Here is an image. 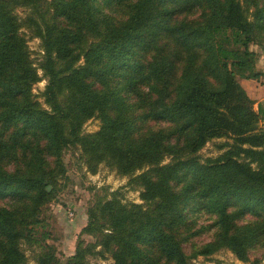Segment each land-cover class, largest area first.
Segmentation results:
<instances>
[{
  "label": "trees",
  "instance_id": "16d2710c",
  "mask_svg": "<svg viewBox=\"0 0 264 264\" xmlns=\"http://www.w3.org/2000/svg\"><path fill=\"white\" fill-rule=\"evenodd\" d=\"M21 28L40 40L43 104ZM251 45L264 49V0H0V264H27L26 249L36 264L264 257V126L241 83L263 74ZM214 138L222 152L201 159ZM70 149L90 172L130 177L142 203L94 194L92 240L61 263L42 213ZM199 212L214 232L187 251Z\"/></svg>",
  "mask_w": 264,
  "mask_h": 264
},
{
  "label": "rangeland",
  "instance_id": "374dc122",
  "mask_svg": "<svg viewBox=\"0 0 264 264\" xmlns=\"http://www.w3.org/2000/svg\"><path fill=\"white\" fill-rule=\"evenodd\" d=\"M26 12L27 9L21 7L16 10L20 17H23ZM21 31L26 39L30 59L40 77V80L33 85L32 92L36 99L43 104L41 92L44 89L46 80L39 68L43 54L40 40L37 37H33L26 28H21ZM251 48L257 50L261 56L263 55V49L257 45H251ZM99 125V119L93 117L83 125L82 130L83 132L91 133L96 131ZM224 140V138H214L208 141L199 150L201 159L218 156L222 152L218 144ZM78 153L79 150L73 149L65 151L63 160L66 166V176L60 179V189L56 198L45 206L42 213L46 229L50 233L49 241L56 247L57 256L61 263H64L66 258L74 252L78 239H83L85 242L92 240L91 236L82 234L81 230L87 222L86 210L94 194L105 195L107 191H118L123 202L142 203V200L139 199V189L128 183L130 177L116 174L114 170L107 167L104 163L98 165L96 172H90L83 160L78 158ZM189 217L192 225L189 224V228L183 230V235L189 237L183 242V246L187 251L190 250L193 243H202L210 240L214 232L213 227L201 229L212 224L213 216L205 212H199L190 213ZM196 231H199L198 234L191 235L192 232ZM25 253L28 257L27 264H36L31 257V251L26 249ZM190 260L192 264H264V257H262L261 251L251 252L249 260L243 262L238 260L227 249H220L208 256L198 255ZM87 264L114 263L109 255L105 254L104 257L99 255L88 257Z\"/></svg>",
  "mask_w": 264,
  "mask_h": 264
},
{
  "label": "crops",
  "instance_id": "0c3cea01",
  "mask_svg": "<svg viewBox=\"0 0 264 264\" xmlns=\"http://www.w3.org/2000/svg\"><path fill=\"white\" fill-rule=\"evenodd\" d=\"M257 68L263 72V74L256 79L242 80L241 83L248 95L254 101V108L260 111L262 116V124L264 126V49L263 55L259 57L257 62Z\"/></svg>",
  "mask_w": 264,
  "mask_h": 264
}]
</instances>
